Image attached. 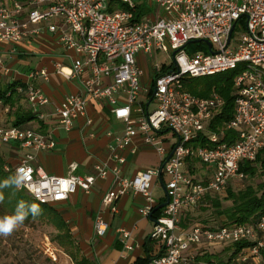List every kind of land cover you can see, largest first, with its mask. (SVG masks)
<instances>
[{
    "label": "built area",
    "instance_id": "1",
    "mask_svg": "<svg viewBox=\"0 0 264 264\" xmlns=\"http://www.w3.org/2000/svg\"><path fill=\"white\" fill-rule=\"evenodd\" d=\"M118 2L127 9L110 10ZM147 2L156 4L159 13L137 19L136 0H0V44H11L12 56L20 53L17 43L45 34L54 35L64 49L76 53L71 64L55 66L63 79H78L83 93L67 94L56 102L35 83L49 79L46 68L29 71L18 87L40 121L56 117L61 127L70 130L77 118L86 115L88 98H96L110 104L112 113L125 124L123 134L114 137L109 161L97 164L95 174H75L74 165L67 176L36 168V152L53 150L57 141L34 128L0 123V144H19L23 153L14 167L19 186L42 204L65 201L78 188L89 191L98 177L105 178L112 170L114 187L104 194L102 203L115 211L117 200L133 190L144 198L140 213L150 217L157 205L153 181L161 180L168 202L162 215L152 220L151 237L161 243L163 253L147 264H194L208 247L241 243L246 245L221 264H264V212L240 225L184 229L180 223L183 211L206 194L225 195L232 183L243 180L241 164L253 162L264 149V0ZM194 40L207 47L206 41L211 42V49H189ZM155 51L171 54L173 60L156 66L160 74L144 82L139 56ZM0 65L17 79L19 72L4 65L2 58ZM239 65L234 116L220 131L211 130L210 123L225 101L218 93L193 94L185 78L235 71ZM47 107L53 109L47 111ZM225 129L234 131L232 141L224 139ZM167 130L173 131V142L163 137ZM137 140L154 148L160 162L129 178L121 168L126 158L117 150L132 146L136 151ZM195 163L207 166L206 174H193ZM108 227L109 221L99 213L96 234L104 236ZM121 231L124 250H133L131 232ZM51 255L56 259L54 252Z\"/></svg>",
    "mask_w": 264,
    "mask_h": 264
},
{
    "label": "crops",
    "instance_id": "2",
    "mask_svg": "<svg viewBox=\"0 0 264 264\" xmlns=\"http://www.w3.org/2000/svg\"><path fill=\"white\" fill-rule=\"evenodd\" d=\"M136 2L149 4L147 0H136ZM152 13L153 15L159 13L157 5L152 7L149 14ZM16 46L20 53L18 56H12L11 44H0V58L3 59L4 65L19 72L16 80L25 81L29 71L46 68L49 79L40 78L35 80V83L56 102H60L67 94L83 93V87L78 79L65 80L57 73L55 63L62 62L69 65L72 58L76 57V53L73 50L64 49L54 35L45 34L17 43ZM142 57L143 55L139 56L140 66L143 62ZM3 67L0 65V81L4 83L14 80L11 77L13 74L7 75ZM142 69L145 70L143 67ZM147 75L148 73L144 71V82L148 81L151 73L148 79H146ZM18 106L29 109L26 100L20 102ZM52 109L46 108L47 111ZM15 110L16 108L0 103V123H14ZM37 120L39 119L26 122L24 126L40 130L41 125ZM42 123L45 127L40 131L54 137L57 145L53 150L36 152L33 163L36 168L41 167L43 172L56 176L71 174L72 165L76 166L73 171L75 174H95L97 164L109 161L115 148L114 137L122 135L125 129L124 122L112 113L111 105L96 98H88L86 115L77 118L70 130L61 127L56 117ZM165 133L163 134V137L167 138L165 140L173 142L175 138L170 139ZM133 147H136V151L132 149V146L117 150V153L126 158L121 168L123 175L129 178L134 177L140 170L154 168L160 162V156L156 150L145 146L141 140H137ZM0 148L13 165L19 162L23 152L18 143L0 144ZM114 164L115 162H110V166ZM195 171L196 169H193V172ZM113 187L114 173L108 170L105 178L98 177L89 191L78 188L67 200L55 204L70 227L72 236L79 238V242L85 251L89 252V258L94 264H131L138 258H145L148 247L153 255L158 254L162 245L151 237L153 221L140 213V207L144 205L143 196L130 190L117 200L116 210L113 211L110 206L107 207L102 203L104 194ZM163 196L166 197V193L156 197L157 204ZM99 213L109 221V227L104 236H98L95 231V218ZM123 228L131 232L132 241L135 244L131 251L123 248L121 241Z\"/></svg>",
    "mask_w": 264,
    "mask_h": 264
},
{
    "label": "trees",
    "instance_id": "3",
    "mask_svg": "<svg viewBox=\"0 0 264 264\" xmlns=\"http://www.w3.org/2000/svg\"><path fill=\"white\" fill-rule=\"evenodd\" d=\"M115 8L127 9V6L119 2L112 3L110 10H114ZM133 10L136 18L141 19L152 11V6L144 4V2H136V7ZM198 42H200L197 45L198 49L204 50L205 52L208 51L206 44L202 41ZM192 43L187 45L189 49L192 48L190 46ZM159 74L160 73L154 70V77ZM235 75L236 72L228 75L224 73H217L214 75L216 76L215 81L204 89H199L195 85L194 78H185L186 88L193 94L201 97H209L213 93H218L224 99L225 104L221 112L217 114V116L213 118L210 123L211 130L220 131V129L225 127V124L234 116ZM20 85L21 81L19 80H10L4 83L0 81V103L8 105L14 109L16 108V119L14 124L17 126H24L26 122L37 119V116L32 113L30 108L25 109L21 106L17 107V105H20V102L25 100L24 95L18 91V87ZM38 121L41 125L40 130H43L45 127L44 124L42 121ZM224 132L226 136L224 139L227 141H232L235 137V133L232 130L225 129ZM14 167L15 165L8 160L0 148V219L5 220L8 223L18 222L21 224H27L29 222L37 221L52 224L58 230L56 238L58 239L59 245L62 246L73 258L75 264H94L88 257H77V254L73 249L74 242L70 227L55 207V204H42L33 198V196L25 188L20 187L18 178L14 172ZM241 170L245 173V178L256 176L258 171H261L260 174L264 176V149L259 152L257 158L253 162L247 161L242 163ZM223 200L231 201V204L223 206ZM165 201L166 197L163 196L159 200L158 204L154 206L150 213V218L152 220L157 219L162 215L164 207L158 206ZM198 204H200L202 210H208L212 207L215 209L218 216L224 217L225 222L220 226L251 223L257 220V218L264 212V181L257 187L248 185L243 189H234L232 183L228 187L227 194L224 198H221L217 194L208 193ZM187 212H189V210ZM183 219L184 218L181 219L180 223L184 229H187L189 225ZM206 223L208 222L206 221ZM204 226L212 228L219 227L209 226L207 224ZM146 244L148 245L149 241ZM245 245L246 243L236 244L233 251H239ZM146 253L147 255L145 258H138L131 264H147L153 256L161 255L163 250L161 248L158 254L153 255L148 247ZM213 258L214 256H212L211 253L204 251L203 253L198 254L194 264H198L200 262L215 264Z\"/></svg>",
    "mask_w": 264,
    "mask_h": 264
},
{
    "label": "rangeland",
    "instance_id": "4",
    "mask_svg": "<svg viewBox=\"0 0 264 264\" xmlns=\"http://www.w3.org/2000/svg\"><path fill=\"white\" fill-rule=\"evenodd\" d=\"M152 7L156 6L154 3H149ZM200 42H193L190 46L191 49H198L197 45ZM141 66L145 69V73L148 79L150 78L156 70V66L168 65L172 62L173 57L163 51H155L152 55H145L142 57ZM241 66L235 71L224 72L228 75L234 72H238ZM216 76H202L194 78L195 85L199 89H204L208 87L213 81H215ZM38 121V120H37ZM26 127V126H25ZM170 139H174L175 135L173 131L167 130L165 133ZM196 171L192 172L197 176L206 174L207 166H202L200 163H196ZM258 171L257 175L254 177H246L241 181L233 183L234 189H243L248 185L257 187L260 183L264 181V176ZM157 183H156V182ZM153 193L155 197L165 194L164 186L161 181L154 180L153 182ZM227 194V192H226ZM225 195H219L224 198ZM218 195V194H217ZM223 206H228L231 201L223 200ZM189 210V212L185 211ZM181 214V219L188 223V228L195 225L204 226L205 224L209 226H220L225 222L224 217H220L216 214L214 208L208 210H202L200 204L193 207L186 208ZM187 212V213H186ZM206 221L208 223H206ZM187 228V229H188ZM58 230L47 222H29L27 224L12 222L8 223L5 220L0 219V264H75L73 258L65 251V249L59 245L58 239L56 238ZM74 251L78 258L82 256L90 257L89 252L85 251V248L79 242V238L73 236ZM234 246L220 245L216 247H208L207 252L214 256V263L221 264L225 263L233 251ZM54 252L56 259H53L51 253ZM218 257V259H217ZM92 260L91 258H89ZM94 263L93 261H91ZM247 264H254L253 262H248Z\"/></svg>",
    "mask_w": 264,
    "mask_h": 264
},
{
    "label": "water",
    "instance_id": "5",
    "mask_svg": "<svg viewBox=\"0 0 264 264\" xmlns=\"http://www.w3.org/2000/svg\"><path fill=\"white\" fill-rule=\"evenodd\" d=\"M198 42V41H200V40H194V41H192V42ZM207 42V44H208V47L211 49V42H209V41H206ZM165 193H166V201L165 202H163L162 204H160V206H158V207H164L166 204H167V202H168V196H167V191H166V188H165Z\"/></svg>",
    "mask_w": 264,
    "mask_h": 264
}]
</instances>
